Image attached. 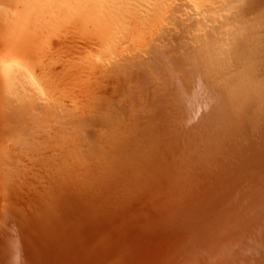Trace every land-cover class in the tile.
<instances>
[{
    "label": "rangeland",
    "instance_id": "rangeland-1",
    "mask_svg": "<svg viewBox=\"0 0 264 264\" xmlns=\"http://www.w3.org/2000/svg\"><path fill=\"white\" fill-rule=\"evenodd\" d=\"M251 2L0 0V236L17 228L12 242L0 243V264H41V246L66 254L71 247L91 261L86 229L114 232L120 244L126 229L145 230L134 216L175 206L184 154L194 163L210 145L195 126L211 121L209 103L224 94L210 88L224 84L216 69H240L227 52L247 31L241 20L252 16ZM207 58L220 60L212 67ZM186 104L195 106L187 115ZM180 116L182 128L173 124ZM179 132L191 135L181 141L172 136ZM260 169L239 180L227 218V229L246 232L236 264L264 259L252 247L264 239ZM139 181L146 191L129 196L126 187ZM169 261L177 264L175 254ZM201 261L215 264L208 254Z\"/></svg>",
    "mask_w": 264,
    "mask_h": 264
},
{
    "label": "bare ground",
    "instance_id": "bare-ground-1",
    "mask_svg": "<svg viewBox=\"0 0 264 264\" xmlns=\"http://www.w3.org/2000/svg\"><path fill=\"white\" fill-rule=\"evenodd\" d=\"M245 9L253 13L250 18L241 20L247 31L239 36L238 41L233 42L234 48L227 52L228 57L235 58L240 69L234 74H229L228 70L219 66L220 64L216 69L218 73L215 76L224 75L225 79L222 81L224 84L222 87L220 83L218 87L210 88L218 92L224 91V94L211 99L209 103L214 105L213 109L216 110L211 109L212 111L210 110L207 115L211 121L206 125L195 126L202 134L199 139L204 142L210 141V145L199 148L201 154H195L199 160L194 163L184 154L185 160L181 165L186 169L183 171L182 181L176 184L183 187L179 191L172 192L171 200L175 206L170 205L163 212L156 211L154 214L148 213V216L139 215L140 217L130 218L136 223L145 222V230L136 231V233L126 229L125 238L117 239L120 244L111 240L109 235H114V232L108 233L107 229L101 227L99 230L86 229L85 232L90 237L89 241L79 240L78 243L81 245L82 242L84 247L90 248L89 254L93 253L91 261L77 259L78 255L71 250V247L69 249L72 253L66 254L41 246L39 256L44 255L47 258L44 261L40 259L41 264H53L54 261L57 264H142L148 253L144 243L152 235H161L167 229H219L218 222L220 227L223 226L222 224L228 225V219L225 217L222 222L220 214L222 207L228 205L226 204L228 197L238 188L239 180L254 178L260 172L261 166L264 167V0H252ZM219 60L207 58L206 61L213 67L215 63H219ZM190 71L196 73L195 70ZM179 106L180 111L187 115V109H191L194 105ZM182 117L184 116H180L173 124L182 128L184 126ZM192 134L195 137L196 134L194 132ZM189 135H191L190 132L172 134L174 138L181 141H186ZM195 138L198 139V136L196 135ZM203 156H208V159L200 161ZM158 159L163 162L165 158H154V161L161 162ZM199 164L201 165L198 166ZM172 170L170 168V171ZM191 174L194 176L190 179L184 178ZM133 180L136 182L137 178L134 177ZM135 185L136 188L133 190L126 187L129 196L147 189L141 181ZM141 207L149 208L151 204L146 203ZM118 209L127 210L123 206ZM71 232L74 235L77 234L72 229ZM104 233L108 236H102ZM9 234L15 235L16 230H10ZM10 235L4 243L8 244L14 240ZM164 235L165 233L161 236ZM98 236L105 237L101 239L105 241L97 242L101 248L100 253H94L92 244L99 239ZM51 240L56 241L54 238ZM0 243L5 245L2 241ZM71 244L75 245V243ZM152 251L144 264H166L167 262L173 264L169 261L171 257L169 250H158L157 253L155 250ZM35 261L39 260L35 258Z\"/></svg>",
    "mask_w": 264,
    "mask_h": 264
},
{
    "label": "water",
    "instance_id": "water-1",
    "mask_svg": "<svg viewBox=\"0 0 264 264\" xmlns=\"http://www.w3.org/2000/svg\"><path fill=\"white\" fill-rule=\"evenodd\" d=\"M242 188L239 185L228 197V205L220 210L222 222L225 217L228 218L232 203ZM222 225L220 227L218 222L219 229H167L164 236H161L164 233L152 235L144 243L145 249H148L146 259L152 250L157 253L158 250L164 251L163 248H166L170 256L175 254L177 264H204L201 261L202 254H208L215 264H236L238 254L245 247L246 232L244 229H227L225 224ZM252 247L264 255V239H254ZM199 251L202 253H198ZM146 259L144 257L145 261ZM261 264H264V259Z\"/></svg>",
    "mask_w": 264,
    "mask_h": 264
},
{
    "label": "flooded vegetation",
    "instance_id": "flooded-vegetation-1",
    "mask_svg": "<svg viewBox=\"0 0 264 264\" xmlns=\"http://www.w3.org/2000/svg\"><path fill=\"white\" fill-rule=\"evenodd\" d=\"M70 124H71V125H75V127H77V128L79 127V126H78L79 124L76 125L77 122H76L75 120L70 121ZM76 144H77V143H76ZM27 145H29V143H28ZM97 148H98L99 150H102L103 147L101 148V147H98V146H97ZM33 149H34V147H33ZM13 228H14V227H13ZM14 229H17V228H14ZM8 238H9V237H8L7 234H5V235H3V236L1 235V236H0V242L2 241V242L4 243V241H5L6 239H8ZM9 241H10V240H9ZM4 244H6V243H4Z\"/></svg>",
    "mask_w": 264,
    "mask_h": 264
}]
</instances>
